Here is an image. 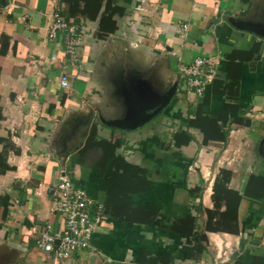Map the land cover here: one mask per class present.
Listing matches in <instances>:
<instances>
[{
	"label": "crops",
	"instance_id": "0c3cea01",
	"mask_svg": "<svg viewBox=\"0 0 264 264\" xmlns=\"http://www.w3.org/2000/svg\"><path fill=\"white\" fill-rule=\"evenodd\" d=\"M117 7L124 14L103 15L102 7L91 21L83 13L68 18L60 0H0V264H142L136 262L142 251L167 254L168 264H264V37L240 28L252 23L264 30V0H114L112 10ZM56 12L84 26L74 59L66 55L61 36L48 37ZM106 18L113 30L99 38ZM126 49L140 52L159 80L175 90L158 113L133 129L117 126L137 113L120 117L117 91L112 84L104 89L101 76L107 58ZM196 57L211 58L215 67L200 95L186 90L178 70ZM113 70L107 69L105 79H116ZM63 73L70 81L64 90ZM203 98L208 104L199 111L215 112L211 116L226 132L224 141L215 137V124L209 128L215 138L206 142L202 130L187 128ZM153 111L149 106L145 113ZM91 124L97 140L118 143L115 155L145 170L148 187L137 191V177L129 183L136 192L116 188L113 179L109 184L112 160L103 161L100 146L79 153ZM181 131L192 139L176 147L173 135ZM61 169L109 211L90 248L59 261L35 239L44 223L53 233L63 227L62 218L50 212V189ZM215 187L241 196L233 212L235 233L205 232ZM125 190L124 206L153 203L171 218L194 216L207 236L199 259L185 258L189 236L112 214Z\"/></svg>",
	"mask_w": 264,
	"mask_h": 264
},
{
	"label": "trees",
	"instance_id": "16d2710c",
	"mask_svg": "<svg viewBox=\"0 0 264 264\" xmlns=\"http://www.w3.org/2000/svg\"><path fill=\"white\" fill-rule=\"evenodd\" d=\"M60 3L65 5V12L68 18H77L83 13L84 17L88 20H95L98 16L100 9L103 7L102 14L111 16L115 13L117 15L124 14L125 9L117 7L114 11L112 10V5L114 0H60ZM104 4V5H103ZM113 30L112 20L106 18L102 22V27L97 31L96 35L99 38H104L108 33ZM208 104V99L203 98L201 102L198 103L197 112L193 118H189L187 121V128H198L204 133L203 142H206L208 138H217L218 140L224 141L226 138V132H223L220 126L216 122V117L211 115L215 112H211V115L203 116L199 111L201 104ZM239 118V117H238ZM234 117L232 120L238 119ZM241 118L237 120L240 122ZM217 125L218 135L213 137L214 131L210 128V125ZM192 139V136L187 131H181L173 135L174 145L179 147L181 145L187 144ZM90 146H100L103 151V161L109 156L111 157V164L109 170V184L112 179L115 183L116 188L127 187V189H134L132 184H129L134 177H137V191L140 189L144 190L149 186V181L146 180V172L143 168L127 163L122 156L115 155V150L118 143H112L105 139L97 140L96 124H91L87 133V137L83 146L79 149V153L82 154ZM110 154V155H109ZM105 162V161H104ZM0 166L1 160H0ZM4 168H9L3 165ZM114 170H113V169ZM121 170V173H118ZM2 171V170H1ZM112 173L116 176L112 178ZM226 176V173H225ZM108 184V185H109ZM136 192V191H132ZM123 197L119 199V203L114 205L116 208L112 211V214L117 215L119 218L126 221H135L140 224H155L156 226L167 228L171 231L189 236L191 238L192 244L186 250L185 258L187 259H199L201 253L205 250L204 243L207 241V236L205 232L208 231H227L235 233L237 231V219L236 215L233 213L236 211V206L239 204L241 196L236 192L227 187L214 188L213 191V209L206 210L207 221L205 224V232H201L197 228L196 218L194 216H187L184 219L171 218L158 212L153 203H147L144 206H137L133 208L131 206H124L123 201L127 200L128 190L123 192ZM108 201V199H107ZM117 202V201H116ZM225 204V209L221 210L219 207L221 204ZM109 207L111 206L108 202ZM234 205V206H233ZM121 206V208H120ZM124 206V207H123ZM123 208V209H122ZM107 206L104 204V212H108ZM169 255H150L147 252L142 251L137 258V263L142 264H168Z\"/></svg>",
	"mask_w": 264,
	"mask_h": 264
},
{
	"label": "built area",
	"instance_id": "2783aa9c",
	"mask_svg": "<svg viewBox=\"0 0 264 264\" xmlns=\"http://www.w3.org/2000/svg\"><path fill=\"white\" fill-rule=\"evenodd\" d=\"M83 30L81 23H67L56 12L49 26L48 37L55 40L61 36L66 55L74 59L77 56V35ZM178 70L186 90L195 95L202 94L205 85L215 76L214 61L208 57H196L189 64L179 65ZM59 86L63 90L70 86L67 73L59 76ZM50 198V212L62 218L63 227L60 233H53L50 223H44L37 232L36 246L47 254H53L59 261L70 258L77 250L90 248L92 234L103 219V202L76 185L64 169L60 170L55 185L50 189Z\"/></svg>",
	"mask_w": 264,
	"mask_h": 264
},
{
	"label": "rangeland",
	"instance_id": "374dc122",
	"mask_svg": "<svg viewBox=\"0 0 264 264\" xmlns=\"http://www.w3.org/2000/svg\"><path fill=\"white\" fill-rule=\"evenodd\" d=\"M85 27L89 29L86 22ZM108 51L109 49L105 50V52ZM112 52L114 53L115 51L112 50ZM120 52L119 57L113 58V56H110V58H107V65L101 68V76L108 77L110 72L107 73V69L114 68L116 79L109 81L103 77V88L106 89L111 84L114 86L113 88L117 91L118 98H120L118 108L121 113L120 117L126 119V117H132L135 113L140 116L147 107L153 104H160L161 101L170 97L171 93L169 92L171 89L166 86L164 81L159 80L152 68L153 65L149 61L146 63V60H142L143 56L140 52L137 51V55L134 51H127V49L124 52L120 50ZM115 54L117 55L118 53L116 52ZM119 58L124 60L122 59L119 62ZM155 69L158 70L156 66ZM136 77L137 79L134 80Z\"/></svg>",
	"mask_w": 264,
	"mask_h": 264
},
{
	"label": "water",
	"instance_id": "95a60500",
	"mask_svg": "<svg viewBox=\"0 0 264 264\" xmlns=\"http://www.w3.org/2000/svg\"><path fill=\"white\" fill-rule=\"evenodd\" d=\"M241 29H245V30H249L251 32H254L255 34L264 37V30L257 24H246V25H242L240 26ZM132 68V67H131ZM133 69V68H132ZM132 79V78H130ZM136 78H134V80H136ZM175 90H170L169 93H171L170 97H167L166 99H164V101H161L160 104L158 105H151V108L154 109L153 112L151 113H145V111L140 115L137 116V118L134 121L131 122H127V121H121L119 123H117V126L120 128H126V129H133L136 126H139L140 124L145 123L146 121H148L152 116H154L156 113H158L169 101V99L172 97L173 93ZM147 92V91H146ZM148 108V107H147ZM146 108V109H147Z\"/></svg>",
	"mask_w": 264,
	"mask_h": 264
}]
</instances>
